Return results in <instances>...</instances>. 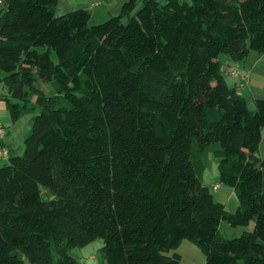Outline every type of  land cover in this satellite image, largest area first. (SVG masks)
<instances>
[{
  "label": "trees",
  "instance_id": "trees-1",
  "mask_svg": "<svg viewBox=\"0 0 264 264\" xmlns=\"http://www.w3.org/2000/svg\"><path fill=\"white\" fill-rule=\"evenodd\" d=\"M57 1L0 0V99L12 121L38 109L0 165V264H78L97 237L106 264H171L183 239L204 264H264V97L248 106L222 59L264 53V0H124L97 23Z\"/></svg>",
  "mask_w": 264,
  "mask_h": 264
},
{
  "label": "rangeland",
  "instance_id": "rangeland-1",
  "mask_svg": "<svg viewBox=\"0 0 264 264\" xmlns=\"http://www.w3.org/2000/svg\"><path fill=\"white\" fill-rule=\"evenodd\" d=\"M62 4L63 1H61L60 7H62ZM55 11L59 14L63 13L57 10ZM117 13L118 12H115L111 15ZM255 56L258 58L259 56H264V53L252 50L246 59L253 61ZM36 86L47 94L55 93V87L51 82L38 80ZM37 110L38 109L35 107L34 110L24 112L16 121H12L4 100L2 98L0 99V137L3 141V147H6L11 154H19L23 151V139L30 130L32 117ZM263 150L264 144L262 143L260 144V152L263 153ZM203 155L204 167L201 172L202 182L210 186L213 198L216 201L222 202L227 211H234L237 206V199L231 187L218 182L217 158H215L211 152L204 153ZM7 157H0V165L7 160ZM215 183H219V187L213 190L212 185ZM42 191L46 193L45 189H42ZM251 227V222L248 226H231L226 221H221L219 230L224 237L231 238ZM101 245L102 239L97 237L85 245L70 248L69 253L76 258L78 264H106L100 251ZM173 252L179 254L180 258L177 262L171 264H204V255L201 249L189 239H183ZM169 254H172V252ZM25 264L31 263L25 261Z\"/></svg>",
  "mask_w": 264,
  "mask_h": 264
},
{
  "label": "crops",
  "instance_id": "crops-1",
  "mask_svg": "<svg viewBox=\"0 0 264 264\" xmlns=\"http://www.w3.org/2000/svg\"><path fill=\"white\" fill-rule=\"evenodd\" d=\"M61 1H63L62 7H60ZM94 1L58 0L56 10L58 12H64L75 8H87L90 11L89 22L97 23L106 19L111 14L118 12L124 0H99V2L93 4ZM222 59L226 82L229 86L235 87L237 92L245 97L248 106L253 107L255 98L264 97V56H259L258 58L255 56L253 61L246 59L244 61L229 62L225 56ZM231 68H235L247 75L244 83L238 76L230 72L229 69ZM2 142V138L0 137V144ZM262 143L264 144V126L262 129Z\"/></svg>",
  "mask_w": 264,
  "mask_h": 264
},
{
  "label": "built area",
  "instance_id": "built-area-1",
  "mask_svg": "<svg viewBox=\"0 0 264 264\" xmlns=\"http://www.w3.org/2000/svg\"><path fill=\"white\" fill-rule=\"evenodd\" d=\"M97 2H99V0H95L94 2H93V4H95V3H97ZM92 4V5H93ZM230 70V72L232 73V74H234V75H240V78H241V80H242V82L244 83V81H245V78L247 77V75L246 74H243V73H241L240 71H238V70H236L235 68H231V69H229ZM1 128V127H0ZM4 145H2V144H0V157H7L8 155H9V150L6 148V147H3ZM219 187V183H215V184H213L212 185V188L213 189H216V188H218Z\"/></svg>",
  "mask_w": 264,
  "mask_h": 264
}]
</instances>
